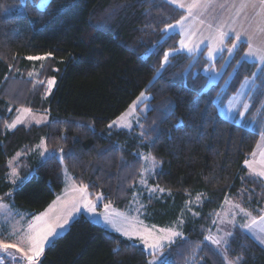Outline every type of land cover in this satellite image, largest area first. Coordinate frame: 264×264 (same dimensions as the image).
<instances>
[{
	"label": "trees",
	"instance_id": "1",
	"mask_svg": "<svg viewBox=\"0 0 264 264\" xmlns=\"http://www.w3.org/2000/svg\"><path fill=\"white\" fill-rule=\"evenodd\" d=\"M39 4L0 0V199L42 213L62 193L67 167L76 183L126 210L144 169L141 141L135 131L109 125L146 93L142 124L158 164L151 184L171 192L175 206L156 203V218L148 220L160 223L161 216L165 223L187 201H203L184 236L164 249L170 264H264V247L239 226L224 254L207 241L228 197L258 218L264 214V180L246 167L260 134L225 119L214 106L222 94L223 103L229 102L256 73L258 65L243 59L247 45L230 55L229 39L214 63L207 49L191 56L180 52L181 35L167 29L184 11L167 0H50L44 9ZM207 68L223 73L202 93L209 84ZM51 79L56 85L49 93ZM262 93L257 90L248 115L263 105ZM20 108L49 120L10 130ZM43 139L61 159L33 165L26 155ZM18 153L25 157L18 163L22 182L14 188L9 161ZM152 257L81 216L45 248L39 264H149Z\"/></svg>",
	"mask_w": 264,
	"mask_h": 264
},
{
	"label": "rangeland",
	"instance_id": "2",
	"mask_svg": "<svg viewBox=\"0 0 264 264\" xmlns=\"http://www.w3.org/2000/svg\"><path fill=\"white\" fill-rule=\"evenodd\" d=\"M219 55L220 53H215L211 58L209 57L208 59L211 63H214ZM205 73L209 77V80H213V85L219 81L223 71H219L216 68H207ZM54 80L55 84L49 88V93H51L55 88L56 79ZM246 89L247 86L245 85L242 88V91L238 95L232 97L230 100L232 101V111H229L228 108L230 101H225V103H223L224 106L220 107L219 109L221 115L225 119L235 122L239 125H243L246 128L255 130L260 134L259 142L254 153L246 162V167L248 168L251 175L258 176L264 180V176L259 175V173L264 172V156L262 158V155L264 154V119L262 118L261 111V106L263 105L257 108L258 110H256L253 115H248L247 111L252 105H250L248 102H244L245 96L243 94ZM233 98L236 99L233 100ZM148 100H150V96H148L146 93H143V95H140L138 99L135 100L127 112L122 115L125 117V119L121 121L119 118L115 121L116 123L112 124V127L118 130H126L129 132L135 131V135H137L141 141L138 154L144 160V169L129 207L124 211L119 210L113 204L108 203L102 194L93 195L87 189L88 199L96 204V214H104L109 220L113 221L112 224L98 222L93 218V213L84 209V201L81 198L82 193L79 191V189L85 187L76 183L73 175L70 173L68 168L65 167L63 170V191L42 213L32 214L28 211L18 209L13 203H7L0 199L1 250L3 243L12 244L14 247L9 248L8 253L12 254V256H14L17 260H20L21 264H31V262L25 257V253L29 248L28 236L32 233V228H30V225L44 224L46 221H56L67 218L69 222L64 226V229H58V231H60V236H62L69 230L71 224L81 216H86L94 224L100 225L103 228L113 233L119 234L123 238L140 245L148 254L151 250L148 249L147 246L142 242V240L139 238V235H133L132 238L129 239L122 233L124 231H138L140 234H144L151 231L153 234L168 235V233H162L160 230L171 229L180 233L179 236L174 237L175 242L184 236V226L190 218L196 217V209L203 202L201 197H197L183 204L179 216L176 219L172 220L171 217H167L165 223H163L164 220L162 221V219H160L161 216L159 218L160 223H158V221L148 220V218L153 217L156 214V210L158 208L153 207L156 203L161 205L168 203V208L171 209L174 206L173 195L171 192L151 184V177L156 172L158 164L156 163V166L152 168V159H145V157H152L147 150V144H149V141L146 138L147 131L142 124L143 117L146 115V112L149 108L147 103ZM244 103H247L249 108L244 112L243 118H241L236 113L243 111L240 105ZM25 109L29 108H20L18 110L17 116L13 122L16 126L14 128L9 127L10 130H15L19 126L28 127L32 125H42L48 122L49 116L47 114L31 109H29L30 111H24ZM49 153L51 152L48 150L46 142L43 139L30 153L26 155V157H32L31 164L34 165L46 159ZM23 157H25L24 153H18L9 161L10 172L8 175V181L14 186V188L18 187V185L22 182L20 174L21 169L18 167V163ZM161 189L163 191H161ZM169 198H171V200H168ZM105 205H107V208H105ZM36 217H41V220L37 221ZM262 218H264V214L262 217L258 218L255 216V214H253V212L244 208L240 202L236 201L232 197H228L222 205L220 211L215 215L213 225L211 226L207 237V241L224 254L225 247L227 246L228 240L233 233V229L239 226L243 228L247 234L252 236L261 246L264 247V232L260 231L261 228H264V219ZM116 229H120V231H117ZM213 240H217L219 243L214 244L212 242ZM47 246L49 245H46L45 248ZM17 248H19L20 251H17ZM41 256L42 254L40 257ZM164 256H166V254L163 250L162 253L153 256L152 261L154 260L156 261V264H159V260ZM40 257L37 259L36 264H39ZM7 260L11 263H15V261L11 258H8ZM228 264L233 263L228 261Z\"/></svg>",
	"mask_w": 264,
	"mask_h": 264
},
{
	"label": "crops",
	"instance_id": "3",
	"mask_svg": "<svg viewBox=\"0 0 264 264\" xmlns=\"http://www.w3.org/2000/svg\"><path fill=\"white\" fill-rule=\"evenodd\" d=\"M168 2L175 4L184 11L183 25L174 24L173 28H168V33H179L181 40H185V43L189 47L196 48L197 51L193 54H198L204 49H207V57L212 39L216 36L217 30H223L228 32V37L224 40V43L220 45L223 51L227 49V41L233 40V44L229 49H232L230 55H234L236 49L241 43L247 45L246 52L243 59L247 62L256 63L258 69L256 73L246 79L242 84L238 95L242 88L246 85L247 89L244 91V102H248L250 105L253 103V97L258 89H264V62H258V57L250 55V47L253 53H264V4H261L260 0H167ZM179 1V2H178ZM196 3L198 6L192 9L191 14L188 12V6ZM183 4L184 7L179 5ZM180 20V21H181ZM236 33L241 36L240 41H236L233 37ZM179 51L188 53L187 49H182L179 46ZM223 51L215 50V53H222ZM233 53V54H232ZM248 82L246 84L245 82ZM254 81V86L252 82ZM233 96V97H234ZM264 98V93L260 94ZM232 97L230 98V100ZM229 100V101H230ZM264 105V100H263ZM249 111V110H248ZM247 111V112H248ZM264 154L262 155L263 158ZM264 165V164H263ZM264 167V166H263ZM0 253H3V249H0ZM7 253H3L5 259L11 258ZM6 259V260H7Z\"/></svg>",
	"mask_w": 264,
	"mask_h": 264
},
{
	"label": "snow or ice",
	"instance_id": "4",
	"mask_svg": "<svg viewBox=\"0 0 264 264\" xmlns=\"http://www.w3.org/2000/svg\"><path fill=\"white\" fill-rule=\"evenodd\" d=\"M50 2V0H40L39 9H44L47 4ZM261 4H264V0H260ZM180 7H184L183 4L179 5ZM198 5L196 3L188 6V12L191 14L192 9L197 7ZM178 24L183 25V20L178 21ZM169 28H173V25H169ZM228 32H225L223 30L218 29L216 36L212 39V42L209 47L208 55L211 58L213 56V52L215 50L223 51V48L220 47L224 43V40L228 37ZM236 41L241 40V36L239 33H236L233 37ZM180 45L182 49H187L189 55L195 51H197L196 48L189 47L187 43H185V40L180 41ZM233 48L236 47V44L232 45ZM250 47V55H253L255 57H258V62H264V53H253L251 51ZM229 54H231L232 49H228ZM27 59L35 60V59H42V57H27ZM164 62L167 63L169 61V54H164ZM244 59H247L245 57ZM213 83V80H209V84L206 85L205 89H202V93L207 91ZM248 84V82H245ZM55 84V80L51 79L48 81L49 88ZM252 85L254 86V81L252 82ZM143 95V93L141 94ZM236 98H233L235 100ZM232 101L229 102L228 108L229 111H232L231 108ZM214 106L223 107V94L220 97H217L214 101ZM240 107L243 109V111H239L236 114L243 118L244 112L248 110L249 105L247 103L241 104ZM24 111H30L29 109H25ZM125 119L124 116L120 117V120L123 121ZM113 123H116L115 121ZM16 125L13 123L9 127L14 128ZM112 125H109L111 127ZM62 151V150H61ZM152 159L153 163L151 165L152 168L156 166V161L154 157H145V159ZM46 159H61V157L57 156L56 153H49L48 157ZM259 175L264 176V172L259 173ZM79 191L82 193V200L84 201V209H86L88 212H91L94 214V219L101 223H108L112 224L113 221L109 220L108 217L104 214H96V204H94L91 200L88 199V190L87 188H81ZM161 191H163L161 189ZM6 207V206H4ZM105 208H107V205H105ZM264 219V218H262ZM37 221L41 220V217H36ZM69 220L67 218H64L63 220H56V221H46L44 224H36V225H30V228H32V233L28 236V243L29 248L27 252L25 253V257L28 261L31 262V264H36L37 259L40 257V255L44 252L46 245H51L54 243L55 239L60 237V231L63 230L64 226L68 224ZM117 231H120V229H116ZM260 231L264 232V228H261ZM160 232L162 233H168V235H159V234H153V232L149 231L144 234H140L138 231H124L122 234L124 236H127L129 239L132 238L133 235H139V238L142 240V242L147 246L148 249H150L149 255L156 256L163 252V250L166 247H169L172 243L175 242L174 237L179 236L180 233L173 231L171 229H161ZM51 238V239H50ZM214 244H218L219 241L213 240ZM14 247L12 244L3 243L2 249L3 253H7V250L9 248ZM17 251H20L19 248H17ZM3 253H0L2 255ZM30 253V254H29ZM8 256L11 257L12 260L15 261V264H21L20 260H17L12 254H8ZM149 264H156V261H150ZM159 264H170L169 258L167 256H164L159 260Z\"/></svg>",
	"mask_w": 264,
	"mask_h": 264
},
{
	"label": "built area",
	"instance_id": "5",
	"mask_svg": "<svg viewBox=\"0 0 264 264\" xmlns=\"http://www.w3.org/2000/svg\"><path fill=\"white\" fill-rule=\"evenodd\" d=\"M0 264H15L14 262L11 263L10 261L6 260L3 256L0 255Z\"/></svg>",
	"mask_w": 264,
	"mask_h": 264
}]
</instances>
